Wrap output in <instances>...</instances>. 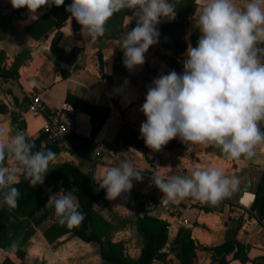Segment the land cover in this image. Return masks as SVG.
Listing matches in <instances>:
<instances>
[{
	"label": "crops",
	"instance_id": "1",
	"mask_svg": "<svg viewBox=\"0 0 264 264\" xmlns=\"http://www.w3.org/2000/svg\"><path fill=\"white\" fill-rule=\"evenodd\" d=\"M194 2L195 9L183 29L186 49L176 57L181 74L187 49L196 47L200 36L196 21L205 0ZM237 2L242 5L245 0ZM46 10L43 6L35 14L26 8L14 12L10 0H0V69L15 66L18 74L16 79L0 78V103L5 108L0 113V125L24 131L30 138L39 136L42 115L30 116L25 110L29 97L36 94L45 108L61 107L63 120L74 135L91 138L85 150L84 145L75 140L57 143L59 152L47 173L62 163H70L81 173H92L94 180L100 183L108 168L127 160L142 172L143 180H133L130 192L115 200L103 195L92 203V211L101 221L88 224L86 233L92 229L105 230L100 242H85L73 231L58 234V229H51L58 217L52 208L45 206L49 196L72 190L71 186L63 189L58 181L40 194L47 210L45 217L21 230L17 241L23 256L0 249V264H109L99 255L100 246L105 247L108 241L119 245L125 257L135 260L142 247L136 218L143 215L166 222V239L159 250L163 257L153 258L155 264H222L221 259L224 264L252 261L264 264V215L260 216L259 211L251 207L255 186L264 171V145L256 148L251 160H233L219 154L215 145L183 143L179 138L172 139L159 151L150 149L139 131L146 120L140 109L153 80L173 71L163 58L171 52L155 43L144 54L142 65L132 69L125 67L120 38L136 26L133 11L122 17L112 16L106 24L105 35L96 40L83 34L81 25L68 16L59 29L56 54H53L49 51L52 28L46 38L38 39L25 31ZM171 20L161 18L157 30L160 24ZM179 72L176 73L181 75ZM66 96L74 104L81 102V108L73 107ZM87 104L107 109L93 137L89 134L87 107L83 106ZM13 116L14 122L11 121ZM17 121L21 122V128L17 127ZM45 143L49 141L43 138L40 144ZM12 163L11 159L6 161L7 165ZM205 166L219 167L226 174L240 178L232 195L216 205L193 198L167 202L151 181L155 173L165 178L190 175L193 169ZM21 178H24L23 173H18L17 179ZM180 229H187L193 242V256H186L184 262L177 259L174 243ZM229 239L241 247L237 248L232 242L231 249L226 251L221 245ZM213 246L218 249H207Z\"/></svg>",
	"mask_w": 264,
	"mask_h": 264
},
{
	"label": "clouds",
	"instance_id": "2",
	"mask_svg": "<svg viewBox=\"0 0 264 264\" xmlns=\"http://www.w3.org/2000/svg\"><path fill=\"white\" fill-rule=\"evenodd\" d=\"M13 8L35 14L46 5L57 7L64 0H10ZM174 0H72L66 11L83 34L96 40L105 35L108 20L122 10L135 12L136 26L120 38L124 65H142L144 54L157 43L156 25L161 18L174 19ZM200 36L189 47L183 74L174 70L154 79L141 111L146 120L140 134L147 147L159 151L169 141L211 144L233 160H251L264 145V0H205L196 21ZM11 159L13 163L7 165ZM56 160L51 149H36L24 131L0 125V207L15 209L20 190L18 173L31 186L44 183L49 165ZM143 175L125 160L108 168L99 183L106 198L115 200L129 193L132 181ZM152 184L167 202L193 198L216 205L237 189L240 178L216 166L198 167L190 175L160 173ZM54 210L59 222L69 228L80 225L85 214L71 192L49 196L45 205ZM20 248L12 241L9 251Z\"/></svg>",
	"mask_w": 264,
	"mask_h": 264
},
{
	"label": "trees",
	"instance_id": "3",
	"mask_svg": "<svg viewBox=\"0 0 264 264\" xmlns=\"http://www.w3.org/2000/svg\"><path fill=\"white\" fill-rule=\"evenodd\" d=\"M72 3V0H64V4L57 7L55 5H46V12L39 18L29 24L25 31L34 39L40 37H47V31L53 29V35L49 44V51L56 54L55 40L59 36V29L65 22L66 18L70 16V13L66 11L68 5ZM176 4L175 19L164 22L159 25V37L157 44L162 46L165 50H169L171 53L163 58L167 61L169 67L175 72H179V63L176 60L178 54L182 53L186 49V40L184 36V26L187 17H189L195 9L194 0H174ZM25 8L15 9L14 12H19ZM133 10L125 9L118 13H115L113 17L124 15H130ZM121 30V29H119ZM1 57V56H0ZM18 58V57H17ZM23 58V57H22ZM17 59H15L16 61ZM184 60V57L182 58ZM179 74H181L179 72ZM61 75L64 76L63 73ZM18 77L17 69L12 66L10 69L1 70L0 78L7 80L9 78L16 79ZM107 78V76H104ZM108 79V78H107ZM66 100L75 108H81V102H70V97L66 96ZM87 107L85 112L89 116L90 124V136L93 137L99 126L102 124L107 114V109L94 105H83ZM5 111L4 106L0 103V113ZM11 121H15L14 116ZM17 127L21 128V122L17 121ZM264 129V123L261 124V128ZM30 138V137H29ZM45 138V135L40 131V135L35 138H30L35 142L36 149H51L56 154L59 152V147L55 142L45 143L41 145V140ZM68 142L73 140L78 141L84 145L85 150L91 143V138L78 137L70 130L66 136ZM219 154H223L217 147ZM59 181L60 187L67 189L71 186L72 194L77 197L79 203V210L85 214L83 222L76 226L69 228L66 225H62L59 219L51 226V229H58L59 233L73 231V233L79 237L82 241H96L100 242V236L104 234L105 230L100 232L98 229H92L89 233H86L88 224H96L101 221L99 216L92 211V203L103 195H106V190L99 188V182L95 181L92 173H81L77 166L70 163H62L58 165L51 173H46L44 183L37 186H31L29 182L24 178L19 180L16 187L20 190V197L18 199V206L15 209H8L6 206L0 207V249L9 251V246L12 241H17L21 230L27 227L30 223H39L46 215L47 210L43 206L40 198V194L50 186L56 184ZM252 208H256L259 211V215H264V171L261 173L260 180L254 189V198L252 201ZM54 211V210H53ZM55 213V212H54ZM136 229L142 238V247L137 259L131 260L122 254L121 247L111 242H107L105 247L100 246L99 255L102 260L109 264H150L153 258H161L163 255L159 252L166 239V222L154 219L147 215L136 218ZM46 233V231H44ZM235 245L240 248L237 242L227 240L223 245V248L228 251ZM174 243L177 247L176 257L180 262H184V258L193 256V242L189 237L187 229H180L179 235L174 239ZM204 248V247H203ZM207 249L217 250L218 247H207ZM18 256H23V251L19 248L15 252ZM221 263L224 261L221 259ZM250 264H255L251 262Z\"/></svg>",
	"mask_w": 264,
	"mask_h": 264
},
{
	"label": "built area",
	"instance_id": "4",
	"mask_svg": "<svg viewBox=\"0 0 264 264\" xmlns=\"http://www.w3.org/2000/svg\"><path fill=\"white\" fill-rule=\"evenodd\" d=\"M25 110L30 116L42 115L43 122L40 131L45 135L47 141L58 144L66 143V136L70 129L63 120L64 114L61 107L45 108L40 97L32 94L28 99ZM150 264H155V261L152 260Z\"/></svg>",
	"mask_w": 264,
	"mask_h": 264
}]
</instances>
